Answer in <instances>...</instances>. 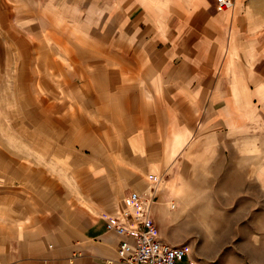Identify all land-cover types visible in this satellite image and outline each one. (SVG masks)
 Listing matches in <instances>:
<instances>
[{
    "label": "crops",
    "instance_id": "obj_1",
    "mask_svg": "<svg viewBox=\"0 0 264 264\" xmlns=\"http://www.w3.org/2000/svg\"><path fill=\"white\" fill-rule=\"evenodd\" d=\"M66 1H48L44 16L62 10L85 43V80L63 83L59 103L89 107L78 134L71 123L66 132L84 162L21 163L19 203L0 213V264H123L127 237L107 220L145 183L142 194L164 186L155 214L245 213L243 203L264 196V161H230L250 147L221 141L264 137V0L228 9L216 0ZM251 98L247 113L238 104L249 109Z\"/></svg>",
    "mask_w": 264,
    "mask_h": 264
},
{
    "label": "rangeland",
    "instance_id": "obj_2",
    "mask_svg": "<svg viewBox=\"0 0 264 264\" xmlns=\"http://www.w3.org/2000/svg\"><path fill=\"white\" fill-rule=\"evenodd\" d=\"M48 1L51 0H27L23 5L19 0H0V183L6 181L0 184V213L6 203H10L14 211L19 203L20 173L27 172L21 163L37 167L44 162L64 166L70 160L76 164L84 162L79 153L70 154L72 138L66 132L71 123L78 134L89 107L59 103L68 97V91L61 88L63 83L85 80L79 70L81 65L77 64V61L85 62L83 57H77L83 54L85 43L74 40L76 30L62 10L54 8L56 16L52 21L44 16L49 12L44 9ZM57 4L69 5L66 0ZM36 5L41 10L36 11ZM95 32L98 31L92 30ZM108 32L112 34V30ZM50 33L59 41L50 40ZM57 61L60 62L58 69ZM52 82L60 90H53ZM238 105L247 113L255 110L252 98L249 109L243 103ZM221 141L225 146L250 147L245 149L246 154L228 155L230 161L233 157L236 161L243 157L251 163L264 161V154L259 153L260 148L264 150V137ZM182 144L183 141L179 146ZM147 185L142 184L141 191L146 190ZM5 187L10 191L7 195ZM160 187L156 201L163 193V184ZM237 207L241 209L239 203ZM242 209L245 213L154 214L159 218L161 233L191 244L193 257L199 264H264V196L253 201L250 209L248 202L243 203ZM169 221L175 224L169 226ZM177 264L190 263L185 256L179 258Z\"/></svg>",
    "mask_w": 264,
    "mask_h": 264
},
{
    "label": "built area",
    "instance_id": "obj_3",
    "mask_svg": "<svg viewBox=\"0 0 264 264\" xmlns=\"http://www.w3.org/2000/svg\"><path fill=\"white\" fill-rule=\"evenodd\" d=\"M220 9L232 6V0H216ZM158 184L149 187L147 194L132 191L131 203L116 216L107 220V229L125 235L118 247L123 264H177L179 258H191L190 244L173 245L166 242L155 220L154 206ZM174 207V204H172Z\"/></svg>",
    "mask_w": 264,
    "mask_h": 264
},
{
    "label": "bare ground",
    "instance_id": "obj_4",
    "mask_svg": "<svg viewBox=\"0 0 264 264\" xmlns=\"http://www.w3.org/2000/svg\"><path fill=\"white\" fill-rule=\"evenodd\" d=\"M242 92H243V95L241 96V97H245L249 102H250V100L248 99L249 98V91H248V89L246 90H242ZM251 104V103H250ZM193 139V138H192ZM191 139V137H189L188 138V140H190V142H193V140ZM171 171V170H170ZM161 178V177H160ZM163 179V178H162ZM158 181V180H157ZM159 183V182H158ZM163 184V183H162ZM136 190H138L139 191V189H138V187L136 186Z\"/></svg>",
    "mask_w": 264,
    "mask_h": 264
}]
</instances>
